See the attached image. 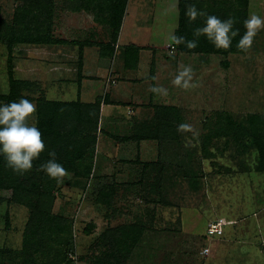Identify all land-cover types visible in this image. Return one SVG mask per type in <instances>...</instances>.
I'll list each match as a JSON object with an SVG mask.
<instances>
[{"label":"rangeland","instance_id":"obj_1","mask_svg":"<svg viewBox=\"0 0 264 264\" xmlns=\"http://www.w3.org/2000/svg\"><path fill=\"white\" fill-rule=\"evenodd\" d=\"M82 1L54 0L51 35L60 43L16 45L10 63L8 50L0 45V104H6L1 97L9 94L10 76L27 84L17 102L26 98L36 108L42 100L80 102L83 46L76 42L83 40L78 38H87L85 44L110 43L108 27L95 25L90 13H74ZM18 4L0 0L3 17L9 18ZM190 5L223 20L234 14L239 38L246 19H264V0H127L113 51L118 47L117 54L124 56L126 48L137 46L138 59L141 50L147 52L141 69L157 79L154 88L166 91L147 87L133 111L121 109L122 104L133 107L131 102H118L111 120L100 122L99 117L93 143L83 142L91 149L69 162L66 175L38 182L42 188L32 192V203L44 205L65 227L52 234L55 240L46 235L23 245L29 207L0 205V264H97L108 255L116 257V264H264V27L250 48L226 55L189 47L181 52L177 46L170 51L181 13L190 25L183 31L198 35L197 43L212 44L196 33L207 17L190 19ZM123 27V35L141 32L145 40L137 45L127 36L126 42L120 37ZM94 59L87 62L90 74ZM185 67L192 69L188 88L174 83ZM101 77L93 84L98 97L91 88L88 93L100 108L117 83L110 72ZM28 122L37 126L36 112ZM73 128L79 134L86 126L79 122ZM102 190L112 192L109 204L96 200ZM1 195L9 198L10 192ZM215 219L232 221L224 229L236 227L234 244L252 251L232 256L216 249L214 237L207 235ZM121 229L128 235H121Z\"/></svg>","mask_w":264,"mask_h":264},{"label":"trees","instance_id":"obj_2","mask_svg":"<svg viewBox=\"0 0 264 264\" xmlns=\"http://www.w3.org/2000/svg\"><path fill=\"white\" fill-rule=\"evenodd\" d=\"M18 1V0H17ZM18 4L11 13L9 18H4L2 9L0 7V45H3L8 50V63L12 58V48L16 45H43L60 43L51 35L53 27V17L55 12L54 0H19ZM127 0H83L79 7L75 9H83L85 12L93 15L96 22L108 27L110 31V43L100 44V50L107 51V56L111 59L113 56V44L116 42L118 30L121 25L124 8ZM230 18L234 19V14L230 13ZM237 17V16H236ZM223 20V19H222ZM239 18L233 20L235 25H238ZM179 30L174 32L176 36L185 38L184 43L175 44L172 40L169 46L178 47L179 51L183 52L188 49L187 41L199 40V36L194 38L193 33L183 31L185 28H190L186 22L185 16L181 13L179 22ZM193 34V36H192ZM239 37L232 38L231 46L228 49H218L209 42L197 43L195 51L202 53H221L226 55L229 52L237 51V44ZM80 44V42L78 43ZM139 49L130 46L125 49V66L133 67L136 63ZM132 61V64L129 63ZM8 69L10 65H8ZM79 65L78 67H80ZM80 69V68H78ZM10 90L9 94L2 96L1 100L6 103L17 101L20 98L22 89L27 85L25 82L17 81L9 77ZM99 102L100 99L98 98ZM37 127L42 133V139L45 142V149L40 153L39 157L33 160V167L31 170L19 173L14 172L11 168L6 166L4 157L0 155V205L3 202L27 205L31 211L28 225L25 228L26 241L24 243L32 242L34 237L37 240L44 239L52 234L62 233L65 227L57 222L55 218L50 217L44 210V205L33 204L32 192L41 190L38 182L44 177H48L41 165L47 162L51 157L50 152H55V159L60 163L65 170L69 162L72 160L81 159L86 151L91 149L90 145H84L85 138L91 139L92 144L95 139V131L97 130V123L100 113V105L98 103H81V102H63V101H40L37 104ZM173 113H175L173 111ZM176 114V113H175ZM171 115L172 110H171ZM83 122L86 128L83 131L75 132V124ZM169 124V123H168ZM85 132L87 135L85 136ZM91 133V134H90ZM137 134V133H136ZM77 136L81 138H77ZM151 137V136H149ZM140 139V137H137ZM148 136H145L147 139ZM144 139V138H143ZM125 141L124 138H121ZM75 145V146H74ZM264 154V149L262 150ZM262 154V162L264 166V155ZM2 192H10V197L5 198L1 195ZM112 192L102 190L97 196L99 203H110ZM52 223V224H51ZM122 233V234H121ZM131 232H129L130 234ZM120 234H126L124 229L120 230ZM128 235V234H126ZM55 240L58 236L52 235ZM30 239V240H29ZM120 243V239L115 240ZM103 257H106L104 255ZM111 257L112 260L111 261ZM109 260V261H108ZM116 257L108 255V259L102 258L97 264H116Z\"/></svg>","mask_w":264,"mask_h":264},{"label":"clouds","instance_id":"obj_3","mask_svg":"<svg viewBox=\"0 0 264 264\" xmlns=\"http://www.w3.org/2000/svg\"><path fill=\"white\" fill-rule=\"evenodd\" d=\"M190 19L195 20L197 16H206L203 27L196 30L197 34H203L218 49H228L231 46L232 38L238 34V29L233 28L232 18L222 20L216 15H208L198 11L195 5H190L187 10ZM246 29L240 37L237 47L245 50L251 47L253 38L257 32L264 27V19L257 15H252L243 22ZM171 40L175 44L185 42L182 36L173 34ZM189 48H195V40L187 41ZM192 69L185 67L175 78L174 83L184 88H188L191 79ZM153 91H166L154 88ZM36 112L35 105L26 98L0 104V155L4 157L6 166L14 172L23 173L33 167V160L37 159L45 149V142L42 133L36 124H30L29 118ZM55 152H50L47 162L41 165V170L49 178H61L66 175L65 168L56 161Z\"/></svg>","mask_w":264,"mask_h":264},{"label":"crops","instance_id":"obj_4","mask_svg":"<svg viewBox=\"0 0 264 264\" xmlns=\"http://www.w3.org/2000/svg\"><path fill=\"white\" fill-rule=\"evenodd\" d=\"M79 10L80 9L74 11V13L80 14V12H83L84 15H87V14L89 15V13L85 12L83 9H81L82 11H79ZM80 16L82 17V15H80ZM92 17H93V15H92ZM92 22L95 23V25L100 24L99 22H96L94 19ZM127 23L128 22H124V24H127ZM100 26L102 27L104 25L100 24ZM123 31H124V27L120 30V37L122 36L123 40H125L126 42L128 41L127 36L130 38L131 43H136L137 45H140V43L145 40V36L143 34L140 35L141 32L139 34L133 33V35L130 36L128 34L123 35ZM82 33L83 32H81L79 36H81ZM121 33H122V35H121ZM82 36H85L84 33L82 34ZM84 39H87V38H84ZM84 39H82L80 37L78 38V40H83L79 44L80 46H83L82 55L79 56V58H81V60H82V65H81V68L78 70V77H79L78 80H80V81L82 80V83H81L82 85L79 89L80 97L77 95L78 92L76 91V96L80 98V102L81 103H92V101L89 99V97H90L88 94L90 92L89 89L90 88L92 89V93L94 94V97L97 98L100 92H98L97 90L93 91V87H94L93 84H95L94 82H96V83L101 82L102 74H106V73L110 72V74L112 73V77H111L112 81L115 82L114 79H116L117 83H114V86H112L115 88V90L113 91L112 94H108L109 96H106V95L103 96L104 102H102V104H101L100 113H99L100 122L105 121L103 119L104 117L108 120L109 119L111 120L112 115H114V113H116L117 109L120 108V105L118 102H122V103L131 102L133 107H134V108L130 107L129 105L123 106V104H122L121 109H123V110H124V108H130V109H132V111L137 110V108H139L140 100H142V99H140L142 96L141 93L145 92L147 87H148V90L151 91L152 88H154L155 86H158L157 79H155L153 74H151V73L148 74L146 69L145 70L141 69L142 67H144V63H142V62H144L143 60L145 59L143 57L144 56L147 57V52H145L144 50H141L140 55H139V59L137 58L136 63H133L134 64L133 67L126 66L127 69H124L121 67L125 63V56H120V54H117L118 53V47L115 48V50L113 51V56L110 59L109 56H107L108 53L103 52V51H101V52L99 51L101 41H96L94 43L93 42L88 43V41H87V43L85 44L84 42L86 40H84ZM104 41H106V40H104ZM76 43H79V42H76ZM104 44H105V42H104ZM90 59H94V65H95L94 66L95 68L92 67V74L88 73L89 70H88V63L87 62ZM97 60H99V61L97 62ZM90 61H92V60H90ZM131 64H132V61L129 63V65H131ZM124 67H125V65H124ZM94 73H95V75H94ZM92 75H94L96 77L94 78V76H93L91 79H86L87 77H90ZM111 79H109V80H111ZM93 94L91 96H93ZM151 94L152 93H150V95ZM77 97H76V99H77ZM143 107H141V108L144 110ZM226 222L230 223L232 221H226ZM225 232L227 233V235H226L227 237L224 236ZM237 234H238V232L236 230V227L235 228L233 227L232 230H225L224 229L222 236L214 237V238H212L211 241H212V243L217 242V244L215 245V246H217L216 249L217 248L220 249L221 252H223V249L226 251H229L230 255H232V256L235 255L234 254L235 251L238 253H240L242 251V254H244V255L247 252L245 250L252 251V249L254 247L245 246V245L240 246V245L234 244V243H236V242H234V240L236 238V237L234 238V236ZM252 236H253L254 240L257 241V239H256L257 233L255 231L252 232ZM229 238H233V241L229 242L228 241ZM244 241H245V239H244ZM225 242H228V244H225ZM262 243H263V241H262ZM242 247H244V248H242ZM248 258H249V256H248Z\"/></svg>","mask_w":264,"mask_h":264},{"label":"built area","instance_id":"obj_5","mask_svg":"<svg viewBox=\"0 0 264 264\" xmlns=\"http://www.w3.org/2000/svg\"><path fill=\"white\" fill-rule=\"evenodd\" d=\"M170 51L174 49L173 46H168ZM228 223L224 219H215L209 222L208 228H207V235L210 237H220L223 235L224 227ZM208 252L207 249L203 250V254H206Z\"/></svg>","mask_w":264,"mask_h":264}]
</instances>
